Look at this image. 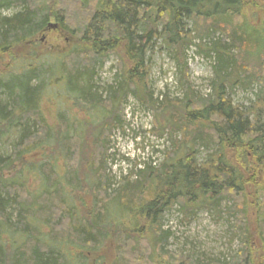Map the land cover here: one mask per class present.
Here are the masks:
<instances>
[{"label":"trees","instance_id":"16d2710c","mask_svg":"<svg viewBox=\"0 0 264 264\" xmlns=\"http://www.w3.org/2000/svg\"><path fill=\"white\" fill-rule=\"evenodd\" d=\"M27 1L0 0V11L21 8L12 15H0V140L2 135L16 137L9 144L11 154H0V264H81L87 254H77V249L90 253L110 237H115L121 252L112 264H127L122 257L136 263L146 259L145 264L160 259L172 262L175 256L163 249L170 233L162 231V221L174 202L183 214L186 209L191 214L193 206H219L236 200L234 196L264 191V179L260 182L258 177L264 171V76L248 70L245 61L264 54V25L256 27L245 20L250 0H79L90 9L88 20L72 28L82 30V48L47 55L44 63L26 66L17 74L9 71L8 65L16 59L10 51L21 46L27 49L35 35L49 26L50 17L66 24L63 14L46 5L31 7ZM235 16L241 21L236 22ZM219 24L229 31L217 30ZM217 31L220 37L215 36ZM204 38L210 40L205 55L215 60L210 94L199 97L188 88L184 98L174 103L167 97L154 99L148 85V53L159 42V48H165L184 71L185 50L194 44L193 39ZM108 51L117 53L120 67L114 85L97 87L95 71ZM31 58L35 60V54ZM51 85H59L58 94L71 104L69 109L66 106L69 113H57L54 124L41 112L42 98ZM254 86L260 89L247 106L232 101L235 89ZM127 96L153 110L161 133L169 132L173 153L159 166L149 162H143L140 169L135 166V180L130 182L127 176L107 197L112 181L106 172L108 141L112 129L123 127L121 106ZM174 107L181 109L182 116ZM166 113L169 116H162L160 122ZM176 132L181 133L180 144L173 139ZM42 146L46 158L32 165L41 173V190L55 197L60 187L68 189L69 166L75 163V179L92 174L98 180L91 188L103 195L97 199L102 219H90L78 227L72 219L64 225L61 219L66 214L47 206L42 217L48 229L46 241L41 240L38 226L28 220L33 202L38 201L27 200L29 193L22 184L7 183L1 177L14 169L15 160L24 161L33 148ZM200 150L206 152L202 160ZM144 195L151 199L144 201ZM112 205L118 209L115 214L109 211ZM227 212L235 214L230 206ZM125 214L134 216V227L127 226ZM5 231L21 240L7 238ZM127 241L138 246L122 249ZM143 241L146 246L141 247ZM249 258V251H243L239 258L220 264H245Z\"/></svg>","mask_w":264,"mask_h":264},{"label":"rangeland","instance_id":"374dc122","mask_svg":"<svg viewBox=\"0 0 264 264\" xmlns=\"http://www.w3.org/2000/svg\"><path fill=\"white\" fill-rule=\"evenodd\" d=\"M27 3L31 7L46 5L53 12L63 14L67 25L63 22L65 26L63 28V25L56 18L50 17L49 24H54V26L49 25L48 29H44L43 32L36 34L30 43L31 45H27V49L23 48L25 46L12 49L10 53L16 59L13 63L10 62L12 64L8 65V67L9 71L17 74L26 66H36L44 63L45 61L43 62L42 58L45 60L47 55L50 56L51 54H60L69 52L72 49H79V47L82 48L80 38L82 30L78 29L79 32L81 31L79 34L77 30L72 28H78V26L87 21V13H90V9L84 7L79 0H28ZM19 10H21L20 7L1 10L0 15L9 16ZM243 16L245 20L251 22L254 26H263L264 0H250ZM234 20L240 22L241 17L235 16ZM203 22L209 23L207 20H203ZM199 25H202V21H200ZM215 27L217 26L215 25ZM218 28H224L226 31H229L223 24H219L217 30ZM215 36L220 37V32L217 31ZM192 42L194 44L190 45L184 52L186 64L184 71H180L176 67L174 59L170 57L165 48H159L161 45L159 42L153 52L148 53V85L154 99L158 98V100H162L163 97H167L168 100L174 103L184 98L188 88L199 97H207L210 94L211 81L214 78L213 64H215V60L213 55L206 56L204 52L210 40L208 38L202 40L193 39ZM200 47H202V50L199 49ZM116 52L119 53L120 50L117 49ZM116 52L108 51L103 54L101 67L98 66L95 71V86L104 87L115 83V76L120 67ZM33 54H35V60L31 58ZM23 56L25 57L24 60H22ZM30 59V63L26 62V60ZM9 61L11 60H8V63ZM245 61L248 63V70L264 76V54L260 53L258 56H250ZM19 64L22 68L19 67ZM261 79L264 86V78L261 77ZM188 84L189 86H187ZM58 87L59 85L48 86L42 98L41 112L50 117L51 121L49 122L52 124L56 121L55 117L58 116L57 113L61 111L69 113L66 112V108L68 107L69 109L71 105L66 104L65 99L58 94ZM258 90L257 86H254L252 90L235 89L231 95V99L235 104L247 106L253 100ZM68 103L70 102L68 101ZM121 108L123 127L112 129L108 141L106 172L112 181L107 185V197L111 195L112 190L127 176L130 177V182H133L136 178L134 176L135 168H142L143 162L159 166L161 162L165 161L166 155L173 153L171 139L168 135L169 132L165 133L163 131L161 133V129L155 122L151 108L144 106L132 96L126 97ZM173 111L182 116L180 108L174 107ZM162 116L167 117L169 114L166 113L165 115H161V117L158 116L160 117V122L163 119ZM93 132L91 131L92 135ZM174 134L173 139L177 141L176 144H180L182 141L181 133L176 132ZM14 140H16L15 136L2 135L0 154L3 157L11 154L9 144ZM46 154L44 146L39 149L33 148L29 154L24 156V161L15 160L14 169L11 172L8 171L1 175L3 180H8L7 183L14 181L19 183L18 185L22 184L29 193L28 201L32 199L38 201L35 204L33 202V211H31L29 215L31 217L28 220L31 224L38 226L37 228L41 231L40 238L43 241L48 239V229L42 225V217H46L45 211L47 210V206L63 215L66 214L61 219L64 225L68 220L72 219V225L78 227L80 225H87L86 222L90 219L94 220V222L102 219L98 215L100 214L99 207L101 206L97 205L99 204L97 199L103 196L91 188L97 179L92 174L88 176L79 175L78 181L75 179L73 172V169L75 170V163L72 164L73 167L69 166L71 170L67 174L71 179L70 187L68 189L60 187L55 197L45 193L39 185L41 183L39 179L41 173L38 172V166L34 165L33 167L32 165L37 163L38 160L46 158ZM205 155L206 152L200 150L198 158L202 160ZM86 173L88 172L86 171ZM263 176L264 171H259L258 177L260 182L264 179ZM251 187L248 188L250 189ZM146 194L149 195V192ZM249 194L246 193L244 196L241 195V197L238 195L234 196L236 200L232 199L233 203L231 201L230 203L223 202L219 206H193L191 207V214L187 212V209L185 210L186 213L183 214L184 212L179 210V204L176 205L174 202L169 212L164 214V220L162 221V231L167 230L170 233L167 242L163 244V249L175 256V260H172L173 264L230 263L233 258H239L243 251H249L250 256L249 261L245 264H264V191L257 193V198H255L256 195L249 196ZM148 195L143 196L144 201L151 199V195ZM95 205H97L96 209L94 208ZM135 205L139 206L140 204ZM112 206L109 211L113 214L117 213L118 209L114 205ZM229 206L235 210L234 215L227 212V207ZM242 212L244 216L240 214ZM186 214L189 216H185ZM133 218V215L128 216L125 214L124 220H126L127 226H135L134 222H132ZM242 221L245 223L244 229ZM44 229L46 230V234ZM3 235L7 238L12 237V240H17V242L21 240L18 235L11 234L9 231H5ZM127 243V245L122 246V249H126L128 245L129 247H132V245L138 246L132 241H127ZM140 246H146V242H140ZM77 251V254H87L85 263L83 261L81 264H112L118 258L117 256H121L115 237L106 239L99 248L90 253L79 249ZM150 251L146 254L148 255ZM64 254L68 258H73L65 250ZM122 258L124 259L121 260L127 264H145L146 260L142 263H136L132 262L131 259L126 260V257ZM155 258L156 255L154 256ZM163 260L160 259V262L155 261V264H172V262H164ZM184 260H190L191 262L185 263ZM242 261L244 260L242 259ZM75 262L74 264H76Z\"/></svg>","mask_w":264,"mask_h":264},{"label":"water","instance_id":"95a60500","mask_svg":"<svg viewBox=\"0 0 264 264\" xmlns=\"http://www.w3.org/2000/svg\"><path fill=\"white\" fill-rule=\"evenodd\" d=\"M50 26H54V24H49Z\"/></svg>","mask_w":264,"mask_h":264},{"label":"flooded vegetation","instance_id":"af4514ba","mask_svg":"<svg viewBox=\"0 0 264 264\" xmlns=\"http://www.w3.org/2000/svg\"><path fill=\"white\" fill-rule=\"evenodd\" d=\"M50 26H48L46 29H48Z\"/></svg>","mask_w":264,"mask_h":264}]
</instances>
